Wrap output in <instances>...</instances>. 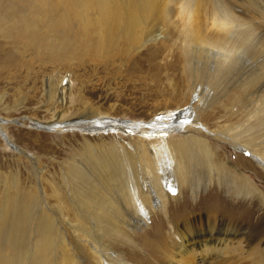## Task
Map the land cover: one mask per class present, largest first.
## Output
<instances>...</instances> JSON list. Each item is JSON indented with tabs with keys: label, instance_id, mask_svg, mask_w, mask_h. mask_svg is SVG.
<instances>
[{
	"label": "bare ground",
	"instance_id": "obj_1",
	"mask_svg": "<svg viewBox=\"0 0 264 264\" xmlns=\"http://www.w3.org/2000/svg\"><path fill=\"white\" fill-rule=\"evenodd\" d=\"M46 3L48 8L39 9L43 19L28 13L29 0H0V44L11 38L18 49L58 55L60 65L106 55L122 63L125 54L159 44L145 61L166 53L163 65L178 72L184 85L176 109L191 97L197 103L191 100L193 108L150 125L122 126L137 136L110 152L84 146V159L59 163L58 181L45 178L39 161L16 147L34 184L31 190H20L11 178L7 185L9 194L0 203V264H223L228 254L248 250L249 235L264 239V194L217 159L207 140L224 141L264 168V0ZM4 49L0 45V53ZM57 81L49 80L42 101L52 112L60 105L53 104L59 95ZM67 92L78 109L61 104L58 112L97 115L92 105L79 108L82 94L73 95L71 86ZM29 120L22 123L56 131L100 130L112 123L42 125ZM210 120L216 121L215 129L204 124ZM2 123L0 118V133ZM174 128L183 136L163 138ZM193 131L198 135L192 136ZM248 163V158H237L243 169ZM212 185L218 189L212 187L203 197L226 192L240 199L243 209L227 207L222 200L206 208L187 203L188 210L206 213L199 220L170 212L171 202L186 193L195 199ZM144 227L141 234L135 232ZM116 247L124 251L117 253ZM255 247L249 249L261 260L264 249Z\"/></svg>",
	"mask_w": 264,
	"mask_h": 264
},
{
	"label": "rangeland",
	"instance_id": "obj_2",
	"mask_svg": "<svg viewBox=\"0 0 264 264\" xmlns=\"http://www.w3.org/2000/svg\"><path fill=\"white\" fill-rule=\"evenodd\" d=\"M29 1L31 6L28 13L41 16L44 19L45 14L39 9L41 7L48 8L46 0H42L43 3L39 0ZM2 40V37H0V41ZM11 41V38H7L5 43L0 44L5 47L0 53V95L3 100L0 105V118L3 120L1 125L3 132L0 133V203L9 194L7 185L10 183L11 178H15L20 190H31L34 184V180L29 173L28 163L22 154L16 151V147L39 161V166L43 167L45 178L58 181L61 168L59 163L84 159L87 152L84 151V146L89 145L95 148L96 151L110 152L116 146H121L123 143L128 144V138L137 136L134 131L126 130L128 128L126 126H131L132 123L141 126L150 125L152 122L156 123L155 120L158 118L174 115L177 111H183L190 107L193 108L191 100L195 102L197 100V98L192 99L191 97L188 104L176 109L177 104L182 102L180 94L184 91V85L181 83L178 72H172L173 68H165L163 65L166 53H161L154 62L145 61L150 53L160 48L159 44L149 43L134 55L131 53H129L130 55L125 54L121 58L122 63H119L118 59L106 55L99 59L86 56L82 62L71 61L60 65L58 55L55 56L48 52L35 53L31 48L27 51L21 50L13 47ZM75 65L82 66L76 68L74 72ZM65 70H70L72 73L64 72ZM50 79L59 81L57 95L60 96L58 95V98L56 96L57 99H54L53 104H62L64 108L69 104L78 109L76 103L72 104V99L68 97L67 91L71 86L73 95H76L77 92L79 95L82 94L83 100L79 108L84 109L86 105H92L93 108H97V115L90 118L86 111H80L77 114L75 109H71L69 112L68 109L64 110V113L66 112L64 114L62 110L58 112L60 105L54 110L56 113L52 112L51 109H44L43 102L47 98L45 91L49 86ZM79 81H82L81 86ZM79 87L80 89L76 91ZM173 87L174 90H172ZM63 88L66 90L63 91ZM69 98L71 103H68ZM62 100L64 102L66 100V102L62 103ZM26 118L42 125H48L51 121L90 123L100 120L111 121L112 123L109 122L108 127L105 126L100 130L65 129L56 131V129L48 130V128L44 129L42 127L31 128L22 123ZM202 122L204 123V121ZM203 123H199V125L204 126ZM204 124L207 125V128L215 129L216 127V121L213 120ZM122 126L126 128L124 129ZM178 131L174 128L162 136L163 138L183 136L181 131ZM191 135L197 136L198 134L193 131ZM4 136L8 139H4ZM150 140L153 141V139ZM207 140L209 145L211 144V149L215 152L217 159L226 163L231 169H237L240 174L245 175L264 194V168H262L261 163L250 159L251 157L249 158L244 153L236 151L235 148L224 143V141L209 138ZM8 142L15 148L9 146ZM240 156L250 160L247 168L243 169L237 165V158ZM211 176L214 179V174ZM167 182L169 184V181ZM212 187L217 188L212 185L205 192L197 194L198 196L195 199H192L186 193L182 199L179 198L169 204L170 212L177 211L176 213L180 215L188 214L186 218L199 220L206 213L204 212V214L200 209L188 210L187 203L193 202L192 206L198 205L197 207L203 206L206 208L208 206L212 207V205L214 206L215 203L218 204L222 200H225L227 207L238 205L239 209H243L240 199L229 197L226 192L220 191L216 195L213 192L214 194L203 197ZM172 194H175V192H171ZM261 217L264 218V210ZM146 222L148 224L150 219L148 218ZM143 230H146V227L136 229L135 232L141 234L144 232ZM249 236L248 250L228 254L221 262L223 264H264V252L260 260L256 256L257 254L252 253L253 251L249 249L255 246L258 249H264V239L261 237L259 240L257 239V242L256 239H251V235ZM238 237L240 236L236 238ZM115 250L117 253L124 251L120 247H116Z\"/></svg>",
	"mask_w": 264,
	"mask_h": 264
}]
</instances>
